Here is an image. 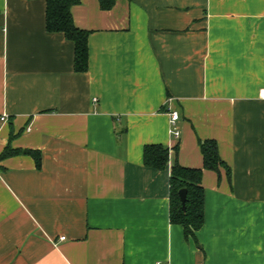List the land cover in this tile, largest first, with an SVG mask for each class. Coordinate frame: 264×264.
Masks as SVG:
<instances>
[{"label": "crops", "instance_id": "crops-1", "mask_svg": "<svg viewBox=\"0 0 264 264\" xmlns=\"http://www.w3.org/2000/svg\"><path fill=\"white\" fill-rule=\"evenodd\" d=\"M88 69L44 0H0V264H264V0H80ZM95 99V100H94ZM177 111L178 138L169 131ZM204 169V221L170 222L174 162ZM168 148L163 169L145 144ZM61 237H64L61 239Z\"/></svg>", "mask_w": 264, "mask_h": 264}, {"label": "trees", "instance_id": "trees-1", "mask_svg": "<svg viewBox=\"0 0 264 264\" xmlns=\"http://www.w3.org/2000/svg\"><path fill=\"white\" fill-rule=\"evenodd\" d=\"M45 27L48 32H62L73 43L76 72L88 69V36L89 30L75 25L71 8L80 0H44ZM114 0H99L103 10L112 8ZM202 154V167H185L174 162L169 175V218L170 222L182 225L185 237L194 236L204 221V188L201 183L204 169L219 173L221 167L230 174L229 166L218 153L217 143L213 139L199 141ZM30 154L39 166L40 155L32 149H13L8 144L0 154V161L16 154ZM143 163L156 169H163L168 163V148L159 143L145 144ZM186 189L185 210L182 209L178 191Z\"/></svg>", "mask_w": 264, "mask_h": 264}, {"label": "built area", "instance_id": "built-area-1", "mask_svg": "<svg viewBox=\"0 0 264 264\" xmlns=\"http://www.w3.org/2000/svg\"><path fill=\"white\" fill-rule=\"evenodd\" d=\"M169 116H170V119H169V124H170L169 131H170V134L173 135V137L178 138L179 135H180V130H179L178 126L176 125V120H178L179 115H178L177 111H170L169 112ZM63 238L64 237H61V239H63ZM198 264H204V263L203 262H199Z\"/></svg>", "mask_w": 264, "mask_h": 264}, {"label": "water", "instance_id": "water-1", "mask_svg": "<svg viewBox=\"0 0 264 264\" xmlns=\"http://www.w3.org/2000/svg\"><path fill=\"white\" fill-rule=\"evenodd\" d=\"M186 189L182 188L178 191L180 200H181V205H182V209L185 210V202H186Z\"/></svg>", "mask_w": 264, "mask_h": 264}]
</instances>
